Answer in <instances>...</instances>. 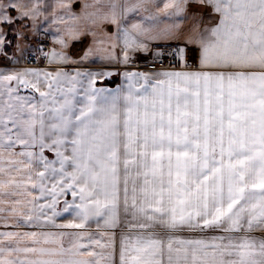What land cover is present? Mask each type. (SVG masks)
<instances>
[{"label":"snow or ice","instance_id":"6c2138e0","mask_svg":"<svg viewBox=\"0 0 264 264\" xmlns=\"http://www.w3.org/2000/svg\"><path fill=\"white\" fill-rule=\"evenodd\" d=\"M29 2L0 0V23L44 15ZM73 4L53 7L50 63H76L63 50L90 34L81 60L183 39L196 65L179 47L181 70L126 72L115 90L94 87L109 72L0 73V221L71 230L0 231V264H114L122 225L119 264H264V0ZM191 5L215 22L192 13L185 32Z\"/></svg>","mask_w":264,"mask_h":264},{"label":"crops","instance_id":"0c3cea01","mask_svg":"<svg viewBox=\"0 0 264 264\" xmlns=\"http://www.w3.org/2000/svg\"><path fill=\"white\" fill-rule=\"evenodd\" d=\"M25 2H29V0H25ZM57 0H43L44 6V15L38 16L34 20L33 19H16L13 23H0V31L6 30L7 34L4 32H0V39H2V43H0V73L8 74L13 72H20L28 67H23L21 63L28 56V36L26 33L32 34V37H36L35 34L38 33V45L40 44V33H47L49 36H52L54 48L57 51L61 49L55 43V38L57 34V28H63V25H53L51 20V13L53 11V7H55ZM82 0H74L73 11L79 12L81 8ZM158 3L162 7L163 0H158ZM30 6V2H29ZM151 11H155L150 5L148 6ZM57 11L62 15L59 9ZM192 13H203L204 19L201 27L205 24L210 25L215 22V17H209L208 9L199 8L196 5H191L188 9V18L181 19L179 21L181 29L185 32L187 31L189 25L192 23L191 14ZM11 16L16 17L18 14L15 10L9 13ZM48 17V19H45ZM136 17H133L129 20V23L133 22ZM4 28V29H3ZM18 31V36L15 38L14 34H11V31ZM106 32L113 33L116 31L114 25H109L106 29ZM35 33V34H34ZM8 38V39H6ZM147 51H129V60L127 63H121L120 59L122 56V46H118L116 48V54L118 59L109 60L103 59L100 55L90 56L86 60H81L80 58L83 56L84 51L87 49L89 45L92 44V36L85 35L82 36L79 41L72 42L67 49L63 51L70 57V60L76 61V63H58V62H49L48 58H42L46 63V66L38 67L37 70L41 72H56L58 70H62L68 72L70 75L75 72H92V73H102L109 72L112 73L110 76H97L95 78L96 88H106L110 90H115L119 86H124L127 84V79L123 75L126 72H141V73H152L154 71L159 70H181L182 61L179 60L178 55L175 52V49L179 47H186L185 57L188 61L190 67H195L196 65V47L194 45H185L183 39L180 40H169V41H149ZM164 49H168L170 52H173L175 55L174 59V67L170 69H148L145 67L146 64L155 61L159 58L160 54L158 52H162ZM158 51V52H157ZM158 53V54H157ZM30 55V53H29ZM33 68V67H31ZM35 69V68H33ZM116 78L117 82L115 85H104L98 84V82L104 79H113ZM21 95H36L38 93H33L31 90L21 89ZM45 155H47L50 159L53 153L45 151ZM92 224V223H91ZM96 226L89 225L90 230H95ZM64 231L57 229L55 226L50 228L40 229L34 226L22 225L20 227L14 226L13 222L9 221L6 225L4 222L0 221V231ZM122 234H127L126 229L123 225L120 228L115 230V251H114V264H119V242ZM256 235H261L257 233Z\"/></svg>","mask_w":264,"mask_h":264},{"label":"rangeland","instance_id":"374dc122","mask_svg":"<svg viewBox=\"0 0 264 264\" xmlns=\"http://www.w3.org/2000/svg\"><path fill=\"white\" fill-rule=\"evenodd\" d=\"M4 29V28H3ZM5 31V32H4ZM4 34H8V31L6 32V30H4ZM2 32V31H0ZM2 32V33H3ZM11 34H14V37L16 38L18 36V31H11ZM35 34V33H34ZM9 35V34H8ZM26 35L28 36V58L31 57L32 55H36L38 58L37 60H34L36 61L35 64L33 63H30V61H28V65H26V62L25 60L21 63V65L23 67H28V69H33V68H38V67H42V66H46V63L44 62V60L42 58H47L46 54L48 53H51V51L53 50L54 48V42L52 40V36L47 33H40V37H41V40H40V44L38 45V33L35 34L36 37H32V34H29L28 32L26 33ZM38 37V38H37ZM50 37V40H49V43L46 44V51H44L45 53L42 52V43L45 42L46 40H48V38ZM8 39V38H6ZM45 40V41H44ZM158 52V51H157ZM30 53V55H29ZM160 55H161V52H158ZM157 53V54H158ZM160 58V57H159ZM159 58H155V59H159ZM29 60V59H28ZM39 61V62H38ZM33 67V68H31ZM53 158V155L51 157V159ZM63 199H68V200H71L72 197L71 195H67L66 197H62L61 198V204L58 205V208H62L63 207ZM72 219V216L68 213H62V215L60 217H57L56 218V223L58 224H63V223H66L68 222L69 220ZM90 225H93V226H96L95 223H92ZM34 227H37L35 225H32ZM53 225H45L44 227L45 228H50L52 227ZM60 230H64V231H71L69 229H60Z\"/></svg>","mask_w":264,"mask_h":264},{"label":"built area","instance_id":"2783aa9c","mask_svg":"<svg viewBox=\"0 0 264 264\" xmlns=\"http://www.w3.org/2000/svg\"><path fill=\"white\" fill-rule=\"evenodd\" d=\"M49 40H50V37L48 38V40H46V41L44 40L45 42L42 43V52L43 53H45L44 51L47 50L46 44L49 43ZM159 57H160L159 59L146 64L145 67L148 69H154V70L161 69V68L170 69V68L174 67L175 55L173 52H170L168 49H164L161 52V55ZM37 58L38 57L36 55H34V56L32 55L29 58L27 56L25 59L26 65H28V61H30V63L35 64L36 61H34V60H37Z\"/></svg>","mask_w":264,"mask_h":264},{"label":"trees","instance_id":"16d2710c","mask_svg":"<svg viewBox=\"0 0 264 264\" xmlns=\"http://www.w3.org/2000/svg\"><path fill=\"white\" fill-rule=\"evenodd\" d=\"M8 36V34H7ZM117 82V79L116 78H113V79H104L100 82H98V84H104V85H115Z\"/></svg>","mask_w":264,"mask_h":264}]
</instances>
